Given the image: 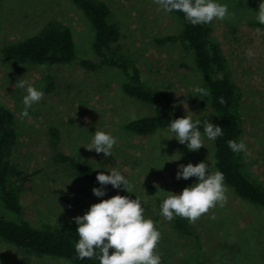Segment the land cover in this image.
Returning <instances> with one entry per match:
<instances>
[{
  "label": "rangeland",
  "instance_id": "1",
  "mask_svg": "<svg viewBox=\"0 0 264 264\" xmlns=\"http://www.w3.org/2000/svg\"><path fill=\"white\" fill-rule=\"evenodd\" d=\"M106 1L131 43L128 55L140 65L145 81L170 91L178 114L191 118L202 113L191 101L199 84L191 54L179 43L155 42L156 37L178 32L179 19L163 10L159 0ZM200 1L211 10L212 35L242 92L246 171L264 184V31L247 23L264 21V0ZM49 19L70 28L78 56L93 59L94 30L70 0H0V45L35 33ZM50 71L55 88L45 93L41 69L21 71L0 55V105L14 114L21 143L15 160L29 180L20 200L24 216L74 226L101 240L120 264H186L196 249V241L173 232L167 219L156 220L152 210L131 213L114 208L71 169L51 160L54 151L47 127L53 126L60 132L59 150L99 169L123 191L148 203L150 186L154 195L190 212L199 224L205 254H198L199 262L207 256L216 264L221 238L227 236L241 243L233 264H264V209L237 198L217 181L205 137L175 138L162 130L142 137L127 133L125 121L152 110L121 91L123 76L115 67L88 70L73 61ZM0 216L17 220L1 203ZM0 264L70 263L29 257L2 242Z\"/></svg>",
  "mask_w": 264,
  "mask_h": 264
},
{
  "label": "trees",
  "instance_id": "2",
  "mask_svg": "<svg viewBox=\"0 0 264 264\" xmlns=\"http://www.w3.org/2000/svg\"><path fill=\"white\" fill-rule=\"evenodd\" d=\"M159 1L163 10L179 19L181 27L176 33L156 37L155 42L160 45L179 43L191 54L199 73V84L191 101L203 112L194 117L178 114L172 93L163 87L150 86L145 81L140 65L128 55L131 43L122 34L106 0H70L94 30L93 59L77 55L70 28L54 19L47 20L31 35L0 45V55L21 71L41 69L45 93H52L55 88L51 67L67 66L77 61L88 70H96L100 66L119 69L123 76L121 91L138 103L151 106L152 110L148 115L125 121L123 129L127 133L142 137L162 130L175 138L205 137L210 143L217 181L237 198L264 209V184L247 173L243 158L242 92L231 77L229 61L219 41L212 35L210 8L200 0ZM247 23L264 31L263 20H248ZM47 135L54 151L51 160L71 169L89 189L105 196L106 203L114 208L131 213L152 210L156 220L167 219L173 232L196 241L193 256L186 264H210L207 256V260L199 262L198 254H204L197 231L199 224L190 212L179 209L165 196L154 195L150 186H146V196L150 197L148 203L123 191L99 169L78 162L73 155L59 150L60 132L56 127L48 126ZM20 145L14 114L0 105V203L17 216V220L0 216V243H8L29 257H50L70 264H120L101 240L83 234L78 228L24 216L20 200L29 180L28 174L15 160L16 149ZM235 240L229 241L227 236H222L220 255L214 258L216 264L223 263L221 259L233 264L240 256L241 243Z\"/></svg>",
  "mask_w": 264,
  "mask_h": 264
}]
</instances>
